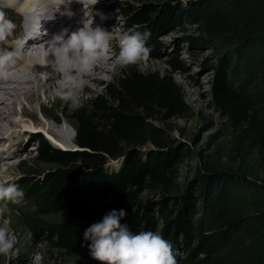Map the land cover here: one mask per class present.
Wrapping results in <instances>:
<instances>
[{
  "label": "trees",
  "instance_id": "1",
  "mask_svg": "<svg viewBox=\"0 0 264 264\" xmlns=\"http://www.w3.org/2000/svg\"><path fill=\"white\" fill-rule=\"evenodd\" d=\"M122 12L131 31H150L146 46L153 57L159 34L195 24L200 35L185 37L189 50L209 47L218 54L212 88L216 104L237 123L245 146L264 153V0H169L158 6L141 0ZM169 65L184 70L181 60L173 58ZM157 110L176 117L187 106L170 76L130 65L102 95L75 109L76 149L56 148L41 133L34 136L39 159L54 167L42 180L19 186L37 211L66 210L77 219L35 224V236L66 249L81 264H100L83 234L108 212L124 209L121 224L133 234L153 230L158 216L165 240L194 238L186 258L175 257L177 264H264V182L207 164L196 173L195 191L171 205L163 196L157 216L152 203L141 201L145 188L175 192L172 168L179 155L165 131L148 121ZM147 142L153 148L146 152L130 147ZM116 159L118 167L109 169V161ZM101 198L104 204L97 203ZM199 254L203 257L194 260Z\"/></svg>",
  "mask_w": 264,
  "mask_h": 264
},
{
  "label": "rangeland",
  "instance_id": "2",
  "mask_svg": "<svg viewBox=\"0 0 264 264\" xmlns=\"http://www.w3.org/2000/svg\"><path fill=\"white\" fill-rule=\"evenodd\" d=\"M72 1L71 4L77 0ZM165 1L169 0H153V3L158 6ZM176 1L185 3L187 0ZM101 3L105 7L111 6L109 11L110 16L115 19V29H119L120 32L131 31L128 25V18L122 12V7L126 5L138 6L141 4V0H101ZM11 20L16 25H19L16 22L24 24L28 21L22 19ZM41 32L45 33L47 31L41 30ZM199 32L197 26L192 23H186L173 29H166L156 38L160 46L157 56L153 57L155 53L152 47L148 45L147 47L151 49V52L146 64L144 66L131 65L145 71L156 72L159 75L170 76L177 94L181 97L185 106H187L186 113L180 116L167 117L164 112L157 110L154 118L148 120L155 129L165 131L172 140L169 145L179 155V158L177 157L178 160L173 162L172 168L171 179L175 192H173L174 190L163 192L156 188L140 190L141 201L153 204L154 209L152 212L154 216L158 215L156 204L163 196L167 197L168 204L171 205L172 202L179 201L180 203L181 198L179 196L184 194L189 195L190 192L195 191L197 183L195 181L196 173L198 169L203 170L204 165L207 164L218 171L243 174L250 179L264 182V153L245 146L240 136L241 129L237 123L234 122L231 116L223 112L214 100L212 88L216 77L215 66L218 54L209 47L189 50V46L186 45L185 37H196L200 35ZM118 35L119 33L116 34V37L111 42L112 52L115 55L119 53ZM4 47L8 46L4 45ZM173 58L182 61L184 70L170 67L169 61ZM19 68L16 67L11 73H19ZM125 68L118 67L112 76L104 74L103 78L100 77L103 83L97 85L98 87L91 92H83V94L90 98L84 100L82 107H86L96 95H102L110 84H115ZM44 75L47 76L48 74L44 73ZM43 96L41 92V97ZM8 103L1 104L0 107L4 109L12 106L10 100ZM46 104L49 111L53 113L52 115L59 121L53 122L36 106L35 112L39 123H34L33 128L35 129L30 128L31 124L27 120L28 118L21 114V104L16 106L17 113L15 118L17 121L14 122L12 120L16 124L9 128V133L14 132L16 136L9 139V134L0 140V155L6 143L18 141L17 135L21 136H19V142H27L28 144L25 146L22 144V147L14 146V148H17L14 151L16 153L21 151L18 154L22 156L18 155L19 157L16 156L17 158L15 157L14 160L10 161V163L15 164V169L13 172H6L0 178V181L15 182L18 185L30 181H40L54 167L52 164L41 161L37 147H35L36 149L32 147L36 145L34 136L37 133H41L56 148L64 150H74L77 148L74 143L76 119L73 113L75 109L71 107L70 103L65 112L61 106L53 107L51 102H47ZM0 120L3 124L7 123V119H2L1 114ZM50 123H54L56 125L55 128L64 133L63 135L66 137V140L54 139L46 132ZM130 147L146 152L153 148V145L147 142L143 145H132ZM119 162L118 159L110 160L108 163L109 169H116ZM20 188L22 189L23 186H20ZM175 195L179 197L177 200L174 199ZM105 202L106 199L103 198L97 200L98 204H104ZM8 206L10 211L5 216L0 217V224H3L5 221L8 222L10 230L18 237V246H14L7 256L0 255V264H81L74 254L66 249L53 246L50 240L45 237L35 236L33 231V227L38 223L76 221L77 219L69 211L45 212L44 209L37 211L33 202L26 195H24L20 204L9 203ZM28 213L32 215H27ZM162 225L163 220L157 216L155 228L150 231L162 235ZM27 232L32 233L31 239H24V235ZM167 241L172 244L174 255L178 260L186 258L189 254L188 249L190 247L193 248L196 243L194 238H191L188 242L183 241L179 237L177 243L170 240ZM21 244H24L26 248L19 249ZM202 257L203 254H199L194 260L201 259Z\"/></svg>",
  "mask_w": 264,
  "mask_h": 264
},
{
  "label": "clouds",
  "instance_id": "3",
  "mask_svg": "<svg viewBox=\"0 0 264 264\" xmlns=\"http://www.w3.org/2000/svg\"><path fill=\"white\" fill-rule=\"evenodd\" d=\"M72 0H64L60 5L70 4ZM53 0H34L29 9V21L26 27V35L23 43L30 38L40 36V20L45 18L46 11H37V5L46 9ZM0 5V45H8L9 38L13 37L16 24L7 18ZM54 12V13H55ZM53 13V14H54ZM53 14L46 18L53 19ZM72 15L71 12L67 13ZM101 19L106 17L101 15ZM93 20H84L83 26L73 31L70 35L68 29H62L50 40L33 45L32 48L43 46L42 66H50L52 73L58 79L53 88V94L65 102H70L73 109L83 106L84 100L90 97L83 94L84 79L93 75L95 69L108 64L113 60L111 42L113 40V29L105 30L100 26L93 27ZM118 35L119 53L115 56L114 65L127 67L130 65L144 66L149 59L151 49L146 46L150 39V31H123L115 29ZM47 35V32L44 33ZM19 54V49L8 50L0 47V78L7 79L9 73L6 71ZM54 59L49 60V56ZM37 145V143H36ZM35 145V146H36ZM24 191L15 182L0 181V217L9 213V203L20 204L24 198ZM126 216L124 209L115 210L105 214L101 221L91 224L84 232V241H90L88 248L93 259L100 264H177L172 244L165 240L157 232L140 231L138 234L130 232L126 224L121 220ZM32 233L27 232L24 239H31ZM18 243V237L14 234L5 221L0 224V255L7 256Z\"/></svg>",
  "mask_w": 264,
  "mask_h": 264
},
{
  "label": "bare ground",
  "instance_id": "4",
  "mask_svg": "<svg viewBox=\"0 0 264 264\" xmlns=\"http://www.w3.org/2000/svg\"><path fill=\"white\" fill-rule=\"evenodd\" d=\"M63 2L64 0H53V3L46 9H42L39 5H37V11H46L47 14L51 16L57 10L58 4ZM33 3L34 0H0V5H4L3 10L6 12L7 18L10 20L22 19L26 21V18L32 15L29 9L33 6ZM72 4L73 7H76V12L73 17H71L74 20L69 21L68 19L67 22L60 20V14L68 11V8L66 7L67 5L62 4L60 5L59 11H57L59 13L55 12L53 14V19L46 18L47 14H45V18L40 20V36L28 39L25 44L23 43L22 38L26 35V27L29 21L24 24L16 22L19 24L16 25L17 27L15 31L17 32H14L13 37L9 38V44L7 45L12 48H7L8 50L19 49V54L15 57L12 64L20 68L18 69L19 73H10L6 81L5 79L0 78V105L4 103L9 104V100L12 105L4 109L0 107L1 118L7 119V123L5 124H3L0 120V140L9 134V139L16 136L14 132L9 133V128H11L10 126L16 124L14 122L17 121L15 117L17 113L16 106L18 104H21V114L28 118L27 120L31 124L30 128L34 127V123H39L35 112L36 106L39 107V110L53 122H58L59 120L52 115L53 113L51 111H49L46 104L47 102H51L53 107H63L64 112L65 109L69 107L70 102H65L53 94V88L55 87V82L58 79L57 75L51 72L52 69L50 66H42L38 64L42 62L43 46L40 45L32 48L31 52H29V49L33 45H38L50 40L55 34H59L62 29H68V34L70 35L73 31H76L83 26L85 19L88 21L93 20V27L100 26L108 31H111L114 28V24L116 22L115 19L110 16L109 10L111 6L105 7L101 3V0H77ZM65 9H67V11H65ZM101 15L106 17V19L102 20ZM69 22H73V25L69 26ZM41 30L47 31V35H44V32H41ZM116 34L117 32L114 28L113 39L116 37ZM0 47H4V45H0ZM115 56L116 55L114 54L113 60L108 64L98 67L95 69L93 75L84 79L83 92H91L93 89L98 87L97 85L103 83L100 77L103 78L104 74H110L111 76L114 74L115 70L118 68V66L114 65ZM48 59L52 60L54 57L50 55ZM44 73H47L48 75L45 76ZM41 92L44 95L43 97H41ZM12 120H14V122H12ZM55 127L56 125L54 123H50L46 132L54 139L56 138L61 141L66 140V137L63 135L64 133ZM19 136L20 135H17L16 137L18 141L15 140L16 142L6 143V146H4L2 150L3 152L0 155V178H2L6 172L10 173L15 169V164L10 163V161L14 160V158L18 156L21 151L16 153L14 150L17 148H14V146L22 147V144L24 146L28 144L27 142H19ZM47 136L50 137L49 135ZM71 138L73 139L72 136ZM32 147L35 148V146ZM17 246L18 244L15 245V247ZM25 248L26 246L24 244H21L19 247V249Z\"/></svg>",
  "mask_w": 264,
  "mask_h": 264
}]
</instances>
